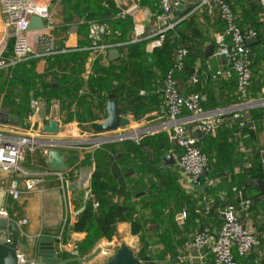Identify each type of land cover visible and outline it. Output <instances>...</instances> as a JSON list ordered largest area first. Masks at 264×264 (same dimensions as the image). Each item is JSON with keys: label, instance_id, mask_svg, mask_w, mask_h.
Returning a JSON list of instances; mask_svg holds the SVG:
<instances>
[{"label": "crops", "instance_id": "1", "mask_svg": "<svg viewBox=\"0 0 264 264\" xmlns=\"http://www.w3.org/2000/svg\"><path fill=\"white\" fill-rule=\"evenodd\" d=\"M54 1L50 5V11L54 17L55 27L49 31V35L55 41L57 52L63 47L73 49L84 41V36L78 32L80 21L65 23L64 16H62V7L60 6V8L53 10ZM196 1L187 0L183 9L189 8ZM245 1L241 6L236 8L237 14L241 20L243 29L254 30L257 27L255 23V7H251ZM251 2H256V0H251ZM144 11L149 14L147 10ZM197 11L199 13L201 10ZM145 21H147L148 25L150 18L149 20L146 18ZM201 27L203 30L207 29L205 37H209V39L203 45L202 58L196 63L197 68L195 70L199 76L198 83L193 84L190 78H177L179 91L182 94L194 91L199 92L202 104L206 109L211 111L232 108L237 103H235L236 94L230 86L229 81L223 77L214 81L206 78L207 74L222 68L224 62L216 53V47L213 44L214 34L211 26L209 28L206 25ZM73 34L76 35V45L69 47L67 42ZM27 38L31 48H34L36 40L34 34L29 32ZM208 47H212V51L208 56H205L204 53ZM8 56L10 55L6 57ZM94 63L100 67H108L110 61H108L107 53L97 52L87 55L84 71L81 75L82 82L88 78L90 74L89 70ZM33 71L35 75L42 77L43 80H50V86H57V78L52 76L54 69L48 68L45 59L40 58L37 60ZM81 93H83L82 88L79 91V95ZM139 93L145 96V105L138 110H135L132 105L124 107L125 111L122 115L130 120V125L126 130L140 131L166 121L161 89L152 91L142 90ZM29 96L31 97V92ZM3 97L4 94L0 96V130L8 135H26L32 133V135L42 140H72V138L78 139L81 136H88L80 134L83 130L87 129L88 123L80 122L76 117L75 104L67 111L68 114L72 115V119L69 122H64V112L60 111V104L57 100L51 99L47 107L42 98L32 99L30 113L25 115L21 122H19V119L10 113L11 107L4 104ZM95 100L94 97L90 96V102L93 103L92 105L97 110L95 112L100 115L104 109L105 113V105L104 108L100 107L101 104L97 100V103L94 104ZM53 108L56 109V120L59 123V130L54 134L45 133L43 127L49 121ZM104 118L96 119L93 122H99ZM12 122H16V124L13 125ZM251 122H253L252 126H248L247 122H245L246 128H242V126L232 125L230 119L224 118L223 124L215 133L209 135L202 134L198 142L211 158L210 170L212 171L210 173L211 178L209 181L206 180L208 187L202 194L195 189L190 176L182 173L180 170L177 164L175 149H173L166 131H159L150 135L153 137V145L161 151L160 153L149 154L156 164V167L153 168L158 173L156 176L152 170H150V173L145 170L141 173L135 169H130L127 164L128 161H126L128 158L130 159L128 154L120 147H118V151L113 149L109 167L111 176L110 194L113 201L117 203H121L124 196L128 194L135 204L136 212L130 218L117 221L110 239L101 238L95 244L93 249L100 247L102 252L88 264H104L106 257L111 255L121 243L126 244L143 264H216L213 254L207 247H197L198 251L203 250L205 252L204 255L195 256L190 252L192 247H196L192 242L193 233L196 228L207 222L211 225L210 229L214 235L223 220L219 210L216 208L211 209V202L210 204L204 202L203 197L206 199L207 195L212 202L216 196H226L230 199H236V202L241 197V199L247 201L244 205L238 203L237 210L242 223L260 237L261 243L251 251L247 258H241L236 253L235 258L238 264H264V196L257 198L255 195L259 191L252 187L253 180L258 178L254 177L255 173L252 171L255 161L256 163H262L261 175H264L262 157V153L264 152V119H256L254 121L251 119ZM233 128L235 132L232 131ZM144 136L147 135H143L142 137ZM164 150L173 154L176 164L162 169L160 168V160L158 159ZM93 151L92 148L76 147L64 148L61 150V153L64 154L66 164L69 167L75 166L89 170L92 167L94 168L93 163L89 161L86 164L82 163L85 161V154L92 153ZM218 151L224 154V158H219L221 152L219 153ZM37 159L38 164L29 171V177L37 180L33 190L22 193L17 200L6 197L0 191V203L7 207L10 217L20 228V237L17 245L18 251L24 254L28 262L36 261L37 242L40 237H51L54 241L56 256L58 259H63V255L75 252L78 244L85 236L84 232L77 231L73 227L79 213L84 207V203L81 201L80 193L73 192L72 188H70L69 213L67 214L68 217L62 236L59 238L60 229L65 217V203L57 181L52 176H46V169L39 163L40 158L38 157ZM126 166L128 168L125 170L124 167ZM159 172L161 173L159 174ZM257 172L260 173L259 170H256ZM41 176L42 178H39ZM164 181L167 182L168 186L174 182V188L172 187V189L174 192L178 191L184 196V198L179 197L180 202H182L183 198L184 204L190 206V215L188 218L186 216L181 218L177 214L175 218L176 228L171 229L167 226L165 229V233H167L166 237L175 243L174 256L167 249V244L156 243V236L153 235L150 237V240H153L154 243L149 247L148 252L144 255H139L141 250V234L147 240V229L148 231L158 229L157 223L161 215L153 213L148 216L147 221V202L151 199L152 195L155 194L158 197L161 194V191H163L159 190L161 185L167 188L165 184L161 183ZM141 197L146 198L143 203H139ZM138 211L144 213V219L148 222V225L146 223L145 226H141L137 216ZM158 233L161 237L159 229ZM175 255H183L185 257L184 261L179 263Z\"/></svg>", "mask_w": 264, "mask_h": 264}, {"label": "built area", "instance_id": "2", "mask_svg": "<svg viewBox=\"0 0 264 264\" xmlns=\"http://www.w3.org/2000/svg\"><path fill=\"white\" fill-rule=\"evenodd\" d=\"M53 0H0V19L5 31V39L0 46V71L28 61L29 59H40L65 54L69 52L85 50L89 53H107L113 49H119L125 45L112 41L113 37H119L120 31L114 29L107 21H91L88 24L84 48L76 46L73 49L66 47L56 51V44L48 35L35 37V46L31 48L27 38V26L32 17L43 21L44 30L48 32L55 27L54 17L50 11ZM135 7L125 13L117 10L113 14V20L124 21L128 17L134 18V27L128 43H139L145 40L151 41L152 47H160L168 30H172L178 23L182 22L188 15L177 16V10H184L187 0H150L153 13L150 15L149 24L146 22L145 11L140 9V1L134 0ZM260 19L264 22V0H257ZM178 6H183L178 9ZM198 8H205L208 15L215 13L224 24L222 32L213 35V44L217 55L223 60L224 66L215 72L206 75L208 80H217L221 77L235 82L236 92L241 102L228 109L206 110L202 106L201 96L194 91L182 94L174 78L175 72H181L184 68V58L187 50L180 48L174 58V64L164 76L162 81V105L166 115V121L140 131L119 129L103 133L94 132L89 128L83 130L78 139H38L32 133L26 135H8L0 130V191L6 197L17 200L22 193L35 188V179L29 177L30 170L38 164V157L45 156L50 149L86 147L93 150L105 143H115L124 140H132L136 143L143 135H152L159 131H166L169 140L179 149L177 164L182 173L190 176L193 185L206 182L208 169V157L198 146V140L194 131L199 130L202 134H213L221 126L225 116L241 117L242 113L250 112L258 108H264V102L249 98L251 85V67L253 52L246 45V39L256 37L254 33L242 30L237 24V17L229 5L223 0H201ZM149 13V12H148ZM38 32V31H35ZM34 34V32H33ZM11 40V55L5 56V45ZM190 80L197 84L199 76L196 70L192 73ZM264 101V100H263ZM40 163V162H39ZM46 176H52L57 181L63 201L65 203V217L60 229L59 238L62 236L64 225L69 213L71 190L79 192L81 201L90 203L95 210L98 206L95 194L91 188V174L93 167L89 170L67 165L66 170H49L46 163ZM39 178H42L39 177ZM38 179V178H36ZM225 196H219L224 200ZM204 202L210 204L203 197ZM247 201L241 199L235 203H227L220 208L222 223L213 235L209 226L196 229L193 233V244L196 247H207L213 254L216 264H238L235 253L241 258H247L251 251L260 245V237L251 229L246 227L239 216L237 204L244 205ZM186 216L185 211L180 214L181 218ZM0 219L13 221L5 205L0 203ZM25 222V220H24ZM11 231L9 228L0 230V242H10ZM17 257L22 264H35L28 262L24 254L17 249ZM176 259L182 263L183 255H177Z\"/></svg>", "mask_w": 264, "mask_h": 264}, {"label": "trees", "instance_id": "3", "mask_svg": "<svg viewBox=\"0 0 264 264\" xmlns=\"http://www.w3.org/2000/svg\"><path fill=\"white\" fill-rule=\"evenodd\" d=\"M61 1L65 9V23H72L70 15L72 16L74 13L77 14L79 18L81 17L79 24L80 29L78 32L84 36V41L79 44L78 48H84L87 45V29L88 24L91 21H107L114 29L120 31V36L113 37L112 39L114 42L126 43L118 49L120 57L109 63L108 69L104 73L105 78L102 80H94L93 77H91V86L94 91H101L105 94L103 98V108L109 97L114 95L118 101L121 114L124 113V107L126 106L129 107V105H132L135 110H138L145 105L146 98L145 96L140 95V91H152L162 88L164 76L170 69H172L175 54L180 48L186 49L187 54L183 60V70L181 72H175L174 78L177 80V78L188 79L191 77L192 73L197 68L196 63L203 56V45L209 39V37H205L207 29L205 28V30H203L201 26L206 25L208 28L211 26L213 34L224 30V24L216 13L210 16L207 14L205 8L197 9L201 2V0H197L195 4L193 3L189 8L182 11L177 10V16L189 15L172 30L166 32L165 39L160 48L154 49L155 51L147 54V45H149L151 41L145 40L139 43H128L130 40L129 31L132 32L134 27V18L128 17L124 21L113 20V14L117 9L111 0ZM223 1L229 5L232 12L237 17L236 22L239 27L246 32L250 31L254 33L258 39V43L251 47L253 52V62L251 67L249 98L253 99L258 98L259 96H264V22L260 19L258 2L257 0L256 2H251V0L245 1V3H249L251 7H255V23L257 26L254 30H246L243 29L236 10V8L244 3V0ZM139 7L143 11L147 10L149 14L153 13L150 0H141ZM197 10L201 11L198 13ZM11 51L12 41L9 40L5 45V56L11 55ZM88 54V51L79 50L44 57L43 59L47 62L48 68H53L54 73L55 67L58 66L60 69V72L57 75H54L58 81V84L55 87L50 86L51 84L48 80H43L42 77L34 74L33 70L39 59H29L28 61L16 64L5 71H0V96L4 94L3 102L11 107V112L17 117V119L23 118L25 115L29 114L31 110V100L37 98H42L47 107L49 106L51 99L57 100L60 104V111L64 112V122H69L72 119V115L68 114L67 111L73 104L76 105V117L80 122H87L88 126L94 120L104 118V109L103 112H101L102 114H97V116L93 117L90 108V98L86 95H79V91L83 86L81 75L84 71V64ZM228 81L236 94L235 103L239 104L241 99L236 92L235 82L233 80ZM30 92L31 97L29 96ZM202 106L206 109L203 104ZM224 118L230 119L232 125L246 128L245 122H236V118L232 115L225 116ZM251 119H253V121L256 119H264V108L252 110ZM234 130L235 129L233 128L232 131ZM152 138L153 137L150 135H147L138 143L132 140H124L118 143H105L94 149L92 153L85 154V161L82 164H86L89 161L90 163H93L94 166L91 174V188L98 201V206L94 210L89 202L85 203L73 225L75 230L84 232L85 236L78 244L75 252L65 254L63 255V258L89 254L101 238H111L117 221L130 218L136 212L135 204L128 194L124 196L121 203L114 202L112 199V195L110 194L111 176L109 169L111 152L113 149L118 151V147H120L128 154V157H130V159L128 158L126 160L128 161L127 164L130 169H135L137 172L139 171L141 173H143L144 170L150 173V170H152L156 176L158 173L153 169L156 167V164L153 162V159L149 154L160 153L161 151L153 145ZM163 144L165 145V143ZM172 145L175 152L178 153L179 149L173 143ZM198 146L208 157V173L206 174V180L209 181L211 178L210 173H212L210 170L211 158L207 152L203 150L199 142ZM167 152L168 151L164 150V152L160 154V157ZM160 157L158 160H160ZM39 158L42 167L46 168V157L39 156ZM127 168L128 166L124 167L125 170ZM256 170H259L260 173H256ZM252 171L255 173V178L264 177V175H261V162L256 163L255 161ZM160 173L161 172H159V174ZM161 183L165 184L167 188H164L161 185L159 187V190H163L161 191V194L158 195V197L155 194L152 195L151 199L147 202V221L149 218L148 216L153 213L155 215H161L159 222L157 223L158 229L161 231V237L158 233V229L151 231H148L147 229V240L141 234V250L139 255H144L148 252L149 247L154 243L153 240H150L152 235L156 236V243L166 245L164 243L167 236L165 229L167 226L171 229L176 228L175 218L177 214L180 215L182 211H185L187 218L190 215V206L185 205L183 202L184 196L178 191L174 192L172 189V187L174 188V182L170 186H168L166 181ZM180 196L183 197L182 202H180ZM224 198L225 199L222 200L216 196L212 202L209 196H206L207 201H211V209L216 208L219 211L220 208L227 203L236 202V199H230L226 196ZM145 200L146 198L141 197L139 203H143ZM137 214L141 226H145L146 223L148 225V222L144 219V213L138 211ZM204 226L210 227L211 225L206 222L196 229ZM167 246V249L172 252V255L174 256L175 243L171 241Z\"/></svg>", "mask_w": 264, "mask_h": 264}, {"label": "water", "instance_id": "4", "mask_svg": "<svg viewBox=\"0 0 264 264\" xmlns=\"http://www.w3.org/2000/svg\"><path fill=\"white\" fill-rule=\"evenodd\" d=\"M116 9L122 12H129L135 7L134 0H111ZM183 6H178V9H182ZM146 18L149 20V14L145 13ZM143 24L139 18L136 19ZM45 26L43 21L37 17H32L27 26V32H35L44 30ZM5 31L0 19V46L4 42ZM258 43L257 37H249L246 39V45L248 47H253ZM69 47L76 45V35L73 34L69 41L67 42ZM212 51V47H208L205 50L204 55L208 56ZM108 61L117 60L120 57L119 51L113 49L107 52ZM57 114L56 109L53 108L49 121L44 125L43 131L45 133H57L59 130V123L56 120ZM236 122H247L248 126H252L251 122V113L246 112L241 117L236 118ZM13 125L16 122H12ZM130 125V120L121 114L119 109V104L114 95H111L105 104V118L99 122H91L90 128L96 133H103L109 131H116L119 129L127 128ZM194 136L197 140H200L202 133L199 130L194 131ZM263 157V166H264V152L262 153ZM176 160L171 152H167L160 157V168H167L174 166ZM47 168L49 170H66L67 164L65 161V156L60 152L59 149L54 148L50 149L47 152ZM208 187L207 182H204L200 185H195V189L199 193H204L205 189ZM252 187L257 189L259 192L255 195L257 198L264 196V177L254 179L252 182ZM9 228L11 231V241L10 242H0V264H22L17 257V245L20 237V228L14 221H8L7 219H0V230H5ZM102 252L100 247H95L88 255L86 256H71L63 259H58L56 256V250L54 241L51 237L43 236L38 239L37 242V257L35 264H88L92 262L97 256ZM190 252L195 255H204V251H198L197 247H192ZM104 264H143L134 252L124 243H121L114 252L107 256L104 260Z\"/></svg>", "mask_w": 264, "mask_h": 264}, {"label": "rangeland", "instance_id": "5", "mask_svg": "<svg viewBox=\"0 0 264 264\" xmlns=\"http://www.w3.org/2000/svg\"><path fill=\"white\" fill-rule=\"evenodd\" d=\"M60 6L62 7V16H64V13H65V9H64V7H63V4H62V1L61 0H55L54 1V4H53V10H55V9H57V8H60ZM70 18H71V21L72 22H79V21H81V17L79 18V16L77 15V14H75L74 13V15H70ZM140 18V17H139ZM33 33V32H32ZM129 33H130V37H131V32L129 31ZM49 34V32L47 31V30H40V31H38V32H34V36L35 37H37L38 35H48ZM157 48H160V47H152L151 46V44H149V45H147V54H150V52H152V51H155L154 49H157ZM155 55H157V54H155ZM108 69V67H106V66H103V67H100L98 64H96V63H94L93 64V66L91 67V69L89 70V72H90V74H89V76H88V78H86L85 80H84V82H83V86H82V92L83 93H81L80 95H86V96H88L89 98H90V96L91 97H94L98 102H99V104H101V106L100 107H102L103 106V98H104V96H105V94L103 93V92H101V91H94L93 90V88H92V86H91V82H92V80H91V77H93V79L94 80H96V79H103V78H105L104 77V73L106 72V70ZM94 70V71H93ZM158 71V70H157ZM60 72V69H59V67L57 66V67H55V73H52V76H54L55 74L57 75L58 73ZM50 79V78H49ZM91 81H90V80ZM50 81V80H49ZM253 99H255V100H260L261 102H264L263 100H264V96H259L258 98H253ZM95 100V103L94 104H96L97 103V101ZM4 104H5V102H4ZM3 104V105H4ZM93 103H91V112H92V115H93V117H95V116H97V113L95 112V111H97L96 109H95V107H94V105H92ZM6 105V104H5ZM10 113L11 114H13L11 111H10ZM30 113V112H29ZM21 120H22V118H20L19 119V122H21ZM88 128H89V126H88ZM72 138V137H71ZM75 139V138H74ZM73 138H72V140H74ZM142 139H143V137H141L140 139H139V141L141 142L142 141ZM219 152V151H218ZM221 152V151H220ZM219 152V153H220ZM219 158H224V154L221 152L220 153V156H219ZM149 184V183H148ZM153 188V187H152ZM154 189V188H153ZM170 242H171V240L169 239V238H167L166 237V240H164V243L165 244H170ZM93 250V249H92ZM91 250V251H92ZM88 255V254H87ZM84 256H86V255H84Z\"/></svg>", "mask_w": 264, "mask_h": 264}]
</instances>
